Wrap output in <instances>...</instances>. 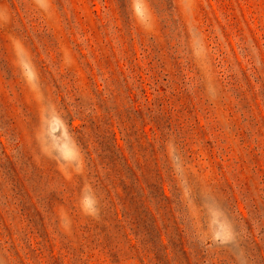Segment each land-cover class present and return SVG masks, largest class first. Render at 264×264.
<instances>
[{
	"label": "rangeland",
	"instance_id": "1",
	"mask_svg": "<svg viewBox=\"0 0 264 264\" xmlns=\"http://www.w3.org/2000/svg\"><path fill=\"white\" fill-rule=\"evenodd\" d=\"M0 264H264V0H0Z\"/></svg>",
	"mask_w": 264,
	"mask_h": 264
},
{
	"label": "trees",
	"instance_id": "2",
	"mask_svg": "<svg viewBox=\"0 0 264 264\" xmlns=\"http://www.w3.org/2000/svg\"><path fill=\"white\" fill-rule=\"evenodd\" d=\"M166 198V197H165Z\"/></svg>",
	"mask_w": 264,
	"mask_h": 264
}]
</instances>
